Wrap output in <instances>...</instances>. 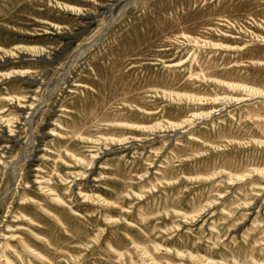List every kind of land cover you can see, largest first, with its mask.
<instances>
[{
  "label": "rangeland",
  "instance_id": "rangeland-1",
  "mask_svg": "<svg viewBox=\"0 0 264 264\" xmlns=\"http://www.w3.org/2000/svg\"><path fill=\"white\" fill-rule=\"evenodd\" d=\"M0 264H264V0H0Z\"/></svg>",
  "mask_w": 264,
  "mask_h": 264
}]
</instances>
